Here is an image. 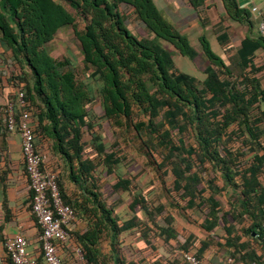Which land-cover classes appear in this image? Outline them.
Listing matches in <instances>:
<instances>
[{"label":"trees","instance_id":"1","mask_svg":"<svg viewBox=\"0 0 264 264\" xmlns=\"http://www.w3.org/2000/svg\"><path fill=\"white\" fill-rule=\"evenodd\" d=\"M60 1L0 0V48L9 55L7 82L15 88L0 108V134L11 133L10 109L15 132L26 117L34 148L43 157L41 168L46 169L44 150L61 162L62 172L49 171L56 175L63 202L74 211V223L83 227L68 230L67 246L80 248L81 264H164L162 257H148L155 249L152 238L177 245L180 259L166 264H187L183 253L203 262L209 245L219 246L214 229L219 222L226 225L228 216L236 223L225 227L228 235L236 233L237 226L243 236L254 235L253 243L264 245V58L258 57L264 53V38L255 30L258 22L251 12L237 0H221L224 17L213 27L222 30L215 38L217 51L203 34L193 44L154 0ZM188 2L200 17L203 0ZM77 17L82 28L75 25ZM130 17L149 37L129 30ZM224 19L246 28L238 47L231 45ZM64 26L73 27L83 67L89 71L87 82L78 79L70 59L54 58L46 48ZM173 53L190 61L202 57L204 78L181 71ZM96 97L100 112L91 106ZM103 123L111 128L109 145L100 134ZM129 132L140 142L144 157L159 156L156 171L172 177L178 202L168 205L184 218L201 214L204 239L192 234L181 239L170 214L163 218L164 226L158 225L166 206L150 204L121 172L128 167V157L115 137ZM98 169L115 175V192L130 194L124 216L102 200ZM23 172L28 182L24 164ZM224 192L229 193L226 211L216 199ZM31 198L29 191L30 214ZM31 217L40 234L37 219ZM243 221L250 225L240 228ZM133 234L134 241L129 239ZM238 241L236 235L223 245L234 248L231 264H262L254 252L242 253L247 244ZM32 256L44 264L41 252ZM2 260L12 264L7 255Z\"/></svg>","mask_w":264,"mask_h":264},{"label":"rangeland","instance_id":"2","mask_svg":"<svg viewBox=\"0 0 264 264\" xmlns=\"http://www.w3.org/2000/svg\"><path fill=\"white\" fill-rule=\"evenodd\" d=\"M61 2L60 0H56ZM175 1V0H174ZM166 0H156L158 5H163ZM179 4L182 3V0L177 1ZM161 12L166 19H168L171 23H173L179 30L184 29L185 35H189V37L194 42L196 40L197 31L202 28V24H196V17L194 15L188 14H180V15H173L170 16L169 9L161 7ZM74 13L73 10H70ZM205 18L204 14L200 15V19ZM197 22V21H196ZM78 28H82L83 22L77 17L76 24ZM129 30L137 37H149L148 33L144 30L142 25L138 23L134 18L130 17L129 22L127 23ZM217 25H215L216 27ZM214 27V26H213ZM217 29V30H216ZM214 28L209 32L201 33L210 39L212 49H216L218 51V47L215 42V36L221 32L219 28ZM239 39V34L236 35L232 32L231 36V45L233 46ZM160 45L169 50L173 51L172 47L165 42L159 41ZM215 45V47H214ZM47 50L51 53L54 58H68L70 59L77 68V77L80 80L87 82L86 76L89 74V71L84 69L82 64V55L79 48V45L74 37L73 34V27L72 26H64L62 27L57 34L54 36L53 40L46 45ZM173 60L176 66L183 72L196 77L199 80L204 78L203 70L205 67V62L202 57H198L193 61H190L184 57L173 53ZM91 82V81H90ZM94 91H96L97 86L95 83L91 82ZM96 96V95H95ZM99 101L98 98H94L91 106H94V110L100 112L99 109ZM100 134L103 137V140L106 144H110L112 139L111 128L107 123L100 124ZM118 136L115 138L120 143V148L124 151L127 158L128 167L124 169L123 174L129 179H131L133 185L138 187L142 192L145 193L147 199L150 204H164L166 206L165 212L162 216L157 218V223L159 226H164L163 218L170 214L175 218V227L179 232V237L183 239L187 236V234H193L198 239H204L206 233L200 229L199 223L201 222V214L198 212H193L188 217L184 218V216L176 209L171 208L168 204L178 202V197L175 192L172 191V177L168 174H163L162 171H156V164L161 162L159 156L155 155L154 159H149L144 157L143 151L140 148V142L135 138L134 133L129 132L126 134L118 133ZM89 137L86 136V140ZM86 154H91V151H87ZM45 162L51 166L52 171L62 172L63 166L59 160L54 157L47 156ZM96 173L97 178V186L102 194V200L108 206H116V212L120 213L121 216H124V208L127 204L130 194L129 193H118L113 190V186L116 183L115 175H108L105 174L101 169H98ZM73 191L75 188L71 186ZM168 190H170L168 192ZM171 192V193H170ZM181 204V202L179 201ZM120 204V205H119ZM119 205V206H118ZM129 239L135 240V235L129 237ZM107 242L102 243V249L104 252L107 251ZM127 243H125V248H127ZM152 245L154 246V251L150 252L148 257H159L163 258L164 264L168 260L173 259H180L178 249L175 248L177 245L174 242H171L169 245H165L161 240L152 238ZM125 251H128L126 249ZM128 258V257H127ZM151 259V258H150ZM106 264H110V262H106Z\"/></svg>","mask_w":264,"mask_h":264},{"label":"crops","instance_id":"3","mask_svg":"<svg viewBox=\"0 0 264 264\" xmlns=\"http://www.w3.org/2000/svg\"><path fill=\"white\" fill-rule=\"evenodd\" d=\"M154 1L156 3V0ZM177 1L178 0H166L163 5L156 4L159 9H161V7L169 9L170 16L177 14L194 15L197 21H195V23L199 24L200 22V25L202 24V28L199 27L200 30L197 31L196 38L202 35L201 33L206 34L212 30L213 26L220 22V18L224 17V9L221 0H203L202 6L198 9L200 10V15H205V18L201 19L198 17L195 10L190 6L188 0H182L181 4ZM237 3L240 7L248 9L250 12L252 8H256L264 16V0H237ZM252 18L255 23L258 22V18H256L254 14H252ZM224 20L229 26L227 32L230 42L232 32L236 35L239 34L238 41L233 44L234 47H238L240 41L246 34V28L237 23L227 21L226 19ZM256 29L257 24H255V30ZM180 31L185 33L184 29H180ZM189 39L193 44L196 42V40L193 42L190 37ZM8 57L9 55L5 54L0 48V108L6 103V99L15 93V88L7 82L9 72L5 61H8ZM258 57H260V59L262 57L264 58V53L258 52ZM260 77L261 85L264 88V73H261ZM43 154L44 158H47L48 154L46 150L43 151ZM45 168L51 170V166H49L46 162ZM260 180L264 186V177H261ZM228 195L229 193L224 192L219 196H216V199L221 204L220 206L223 207L225 211L229 209ZM200 224L201 222L199 223V227ZM230 225L234 226L236 223L228 216V223L226 225L219 222L215 227V241L219 244V246L214 244L209 245V247L202 254L203 263L231 264L229 252H233L234 248L228 249L223 245H225L227 238H234L237 235L239 236L238 243L247 244V247L242 250V253L247 251L254 252L258 258H260L261 263L264 264V245L253 243L251 239L254 235H251L249 238L243 236L241 232L237 230V226H235L237 232L235 233L233 231L231 235H228L225 232V227L227 228ZM249 225L250 223L243 221L239 227L247 228ZM71 229L77 231L79 229H83V227L81 224L78 225L74 223L71 226ZM200 229L202 228L200 227ZM17 234H22L27 239L28 254L30 256L38 252L39 232L29 211V188L23 172L21 138L18 132H11L0 134V258L3 259L6 256L4 242ZM197 247L199 248V245H197ZM196 251L197 250H192V253H195ZM58 254L63 262L62 264H81V261L76 259L73 247L64 246V248L58 250ZM3 264L7 263L3 261ZM237 264L242 263L239 262Z\"/></svg>","mask_w":264,"mask_h":264},{"label":"built area","instance_id":"4","mask_svg":"<svg viewBox=\"0 0 264 264\" xmlns=\"http://www.w3.org/2000/svg\"><path fill=\"white\" fill-rule=\"evenodd\" d=\"M252 14L258 18L257 30L264 38V16L256 9ZM23 95L19 94V102L23 104ZM8 130L15 132V120L11 110H8ZM17 132L21 138V154L28 188L32 194L31 214L37 219L40 227L38 236V252L42 253L44 264H62L58 250L69 245L68 230L75 222V214L71 207L63 202L56 175L49 170L42 169L43 157L34 148L32 129L27 124L26 117L21 121ZM5 254L12 264H37V256L28 254V241L22 234H17L4 242ZM78 261L83 260V254L78 247H73ZM183 260L187 264H204L191 253H183ZM0 264H3L0 258Z\"/></svg>","mask_w":264,"mask_h":264}]
</instances>
